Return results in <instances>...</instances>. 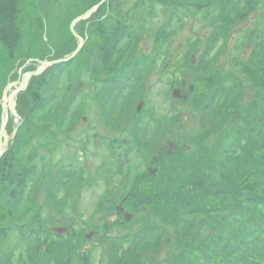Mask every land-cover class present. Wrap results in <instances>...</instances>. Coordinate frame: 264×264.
<instances>
[{
    "label": "rangeland",
    "instance_id": "374dc122",
    "mask_svg": "<svg viewBox=\"0 0 264 264\" xmlns=\"http://www.w3.org/2000/svg\"><path fill=\"white\" fill-rule=\"evenodd\" d=\"M86 1L0 2L2 14L10 11L14 21L7 26L0 15L4 49L12 48L8 66L13 64L4 70L6 81L0 79L2 111L3 96L8 99L0 157V264H202L205 249L213 256L219 232L199 237L194 221L206 229L213 215L208 208L195 213L180 199L197 176L216 178L209 165L225 150L214 135L201 142L196 132L214 128L225 114L220 108L230 116L245 103L237 101L243 88L231 71V53L257 63L260 70L249 65L247 73L258 78L262 72L264 0H107L96 12L95 19L108 16L97 25L96 39L86 44L84 38L74 58L32 77L29 72H39L44 61L39 53H55L50 61L71 55L80 40L71 21L93 7ZM210 35L215 39L207 45ZM89 46L100 51L98 61L86 54ZM21 72L25 87L13 95ZM183 80L212 87L176 102L171 91ZM234 85L237 92L229 90ZM28 93L36 105L28 104ZM39 119L44 125L35 124ZM169 142L183 155H166L158 163ZM122 202L133 214L130 220L118 213Z\"/></svg>",
    "mask_w": 264,
    "mask_h": 264
},
{
    "label": "trees",
    "instance_id": "16d2710c",
    "mask_svg": "<svg viewBox=\"0 0 264 264\" xmlns=\"http://www.w3.org/2000/svg\"><path fill=\"white\" fill-rule=\"evenodd\" d=\"M1 1L3 0H0V2ZM100 1L101 0H87L85 4L87 6L93 3L94 6ZM25 3L29 4V0H25ZM104 3L99 7V9L104 7ZM36 5L37 3L34 2L33 6L36 7ZM21 6H23V4H20L19 9L21 13L19 18L23 22L24 20H27V17L24 12L22 13V10L24 9ZM262 8L263 12L260 15L264 14V4L262 5ZM89 9L90 8L85 9L83 13ZM99 9L97 11H99ZM96 12L91 16V18L79 21V26L82 28L79 32H77L86 39V44H88L92 38L96 39L95 35L98 34L97 25L100 21H108V16L102 18L101 20L98 18L95 19ZM2 13L3 11H0V15H3ZM76 17L77 16H75L72 21ZM111 17L110 24L113 25L114 19L113 16ZM2 21L8 24L7 26H13L11 22L14 21L10 11L6 15H3ZM41 21L45 25L44 20L41 19ZM3 27L4 24L0 25V31L5 33V27ZM71 33L74 38L77 39L74 33ZM8 38H11V36ZM219 38L220 37H218V39ZM6 39L7 36H0V79H4L3 82L6 81L8 76V74H3L4 70L7 68L10 69V66L13 65L10 64V66H8V61H11L12 59L11 55H9V51L12 48L9 47L8 49L7 47L4 49V45L8 46ZM214 39V36L210 35L206 41L207 45H210ZM239 39H241L239 40L240 42L244 38ZM101 40H104V37ZM41 41L45 44L47 43L45 38L41 39ZM77 45L78 43L75 45V48H73V51L77 48ZM101 53H103V51H101ZM86 54L96 55L94 59L95 61L100 59V51L96 48L89 46ZM164 54L166 56L168 51H165ZM232 55L233 53H231V56L229 55L230 59H233L234 62L231 71L234 77H237L236 81H241L240 85L243 88L242 92H238L237 101L244 100L245 103L240 106V108L236 107L234 113L230 116H228L230 110H223L220 108L218 113L221 114V116L224 113L225 114L220 122L219 120L217 121V125L214 127L215 130L214 128H205L204 130L206 132L204 130V132H196V136L200 138L199 140L201 142L204 138L213 137L214 135L216 139V142H214L217 143V146L221 147V150H225L216 155V157L219 155L220 159L215 158V162L213 160L212 164L209 165V167L215 171L216 178H213L210 173L197 176L194 179V185L191 186V189H189L187 194L180 199V202L184 205H188L187 207L192 209L195 213L200 212V209L202 208H208V211H210L213 215L212 221L208 223V228L206 229L197 224V219L194 221L196 224L195 226L197 227L196 230L198 229L200 231H198L199 237H201L202 234H205V231L206 233L208 232L207 234L209 237L213 231L219 232L214 236V258L212 254L205 249L204 253L206 257L204 258L205 261L202 264H209L210 262L213 264H264V66L262 68V72L260 71V76L256 78L255 72L248 71L247 73V66H257V69L260 70L257 63L251 64L253 60H235ZM37 57L41 58V60L56 59L55 53L54 55L39 53ZM29 58H31V54L27 56V59ZM15 61L16 60H14V62ZM262 62L264 63V57L262 58ZM212 70L213 68L210 69L209 72ZM214 71L217 72V70ZM214 76H216V74L213 73V75L209 76V78ZM183 81L194 85V89L190 92L186 100L181 99L176 100V102H189L192 97L197 96V93H205L206 90L209 92L210 87H212L211 85L207 86L200 84L203 80L200 83L198 82V84L189 80ZM183 81H181L180 84ZM94 84L96 87L97 84ZM175 86L178 85L176 84ZM229 90L237 92V86L234 85L230 87ZM216 92L217 91L213 93L214 99L217 98ZM34 98L35 97L32 93H28L25 99L28 104L33 103L36 105L34 102L36 100H34ZM37 107L38 106H34V108ZM34 108L32 111H34ZM38 109L44 108H40L39 106L37 110ZM24 110L26 111L24 113L25 116H27L26 118H29L31 111L29 112V110H26V105ZM1 116L2 104H0V119ZM53 117L54 116H51V118ZM226 122L228 123L225 128L223 125ZM43 123L45 122L39 119L35 124L44 125ZM46 124H48L51 130L53 119H49ZM9 126H11V123ZM219 127L222 129L220 134L219 131H217ZM36 133L38 136L42 134L40 128L36 131ZM56 135H58V132H56ZM62 135L63 134H61V137ZM67 136H69V132L63 135V137ZM176 152H182L179 145L178 149L174 150L171 154H168L167 148H165L164 155L161 157L164 158L166 155L170 156ZM231 153L235 154V156L233 157ZM181 155H183V153H181ZM242 155H246V158L243 161H236L239 160ZM198 164V162H194L193 166H197ZM230 164L234 166V169L231 168ZM173 193L175 194L177 191H173ZM133 197L134 195L131 196V198ZM201 246L203 245L201 244Z\"/></svg>",
    "mask_w": 264,
    "mask_h": 264
},
{
    "label": "water",
    "instance_id": "95a60500",
    "mask_svg": "<svg viewBox=\"0 0 264 264\" xmlns=\"http://www.w3.org/2000/svg\"><path fill=\"white\" fill-rule=\"evenodd\" d=\"M105 0H101L99 3H97L95 6H93L88 12L82 14L81 16H78L76 17L72 23H71V29L73 30L74 32V24L79 21L80 19H85V18H88L90 17L92 14H94L97 9L103 4ZM76 34V33H75ZM77 35V34H76ZM78 36V35H77ZM79 37V36H78ZM80 41H79V44L76 48V50L67 58H64V59H57V60H54V61H48V60H44L42 62V66L40 67V70L39 72H29L31 75L33 74H39L43 71L44 67L50 65V64H56V63H59V62H62V61H67L71 58H73L74 56L77 55V53L80 51V49L82 48L83 44H84V39L82 37H79ZM23 76V75H22ZM21 76V79H19L17 81V83H21L17 92H15L13 95H16V93H18V91H21L24 87V78H22ZM173 96L176 97V98H184L186 99L187 98V94H185L182 90V88H174L173 89ZM2 102H3V112H2V120H1V129H0V157L3 155V153L5 152L6 150V147H5V144H4V141H3V132H4V129H5V123L7 121V117H8V107H7V103H8V99L6 98V96L4 95L3 96V99H2ZM144 105V101H142L139 106H138V111H141L142 107ZM171 148H177L176 145L174 144H171ZM172 152V149H169V153ZM156 168L155 169H151V173L152 174H156ZM118 209L121 211L123 210V207H122V204H120L118 206ZM126 218L128 219H131L132 218V214H129V213H126L125 214ZM95 232H91L89 235H88V238H91L93 235H94Z\"/></svg>",
    "mask_w": 264,
    "mask_h": 264
},
{
    "label": "bare ground",
    "instance_id": "6f19581e",
    "mask_svg": "<svg viewBox=\"0 0 264 264\" xmlns=\"http://www.w3.org/2000/svg\"><path fill=\"white\" fill-rule=\"evenodd\" d=\"M26 79H27V76L25 77V82H26ZM135 96H137V94ZM135 100H137V97L135 98ZM131 107H132V105H131Z\"/></svg>",
    "mask_w": 264,
    "mask_h": 264
}]
</instances>
